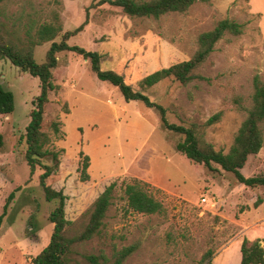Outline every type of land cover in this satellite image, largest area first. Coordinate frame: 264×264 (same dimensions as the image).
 Masks as SVG:
<instances>
[{
  "label": "rangeland",
  "instance_id": "1",
  "mask_svg": "<svg viewBox=\"0 0 264 264\" xmlns=\"http://www.w3.org/2000/svg\"><path fill=\"white\" fill-rule=\"evenodd\" d=\"M87 17L84 30L69 39L71 45L102 54V67L123 74L134 89L162 104L170 122L202 125L223 111L217 123L204 129V136L217 150L229 151L247 115L235 99L250 107L254 77L264 80V0H199L187 12L159 18L132 17L104 0L0 2V27L19 44L35 39L44 24L61 26L53 40L59 42ZM225 18L248 22L247 29L216 45L199 70L205 80L182 84L169 77L141 87L146 75L190 59L200 33ZM53 41L35 46L38 62L46 60ZM57 56L53 81L58 88L49 93L47 112L61 122V134L49 130L48 147L61 153L59 169L48 183L68 196L66 218L73 223L66 236L85 230L97 197L110 183H117L104 227L72 246L71 264H92L90 255L113 264L117 252L130 245L135 251L122 264H208L218 251L213 264H239V237H260L264 247V202L254 207L258 196L264 199V187L251 189L231 172L211 171L188 159L176 148L184 136L165 129L156 109L140 101L127 102L119 88L100 80L81 55L62 51ZM0 84L15 95L12 116L0 113V132L6 137L0 149V216L15 191L0 224V264H32L50 242L54 224L49 215L56 206L46 200L40 184L43 168L31 172L22 145L40 80L9 59H0ZM85 155L90 164L87 181L81 179ZM44 162L52 163L49 158ZM242 172L246 176L264 172V145L249 157ZM134 180L142 181L163 203L164 213L129 209L125 187ZM209 250L212 255L203 259Z\"/></svg>",
  "mask_w": 264,
  "mask_h": 264
},
{
  "label": "trees",
  "instance_id": "2",
  "mask_svg": "<svg viewBox=\"0 0 264 264\" xmlns=\"http://www.w3.org/2000/svg\"><path fill=\"white\" fill-rule=\"evenodd\" d=\"M105 1L121 7L126 14L132 17L159 18L170 12H187L199 0ZM87 24L88 17L76 29L66 31L59 42L53 40L62 31L61 26L44 24L39 28L37 37L29 40L27 44L15 42L0 27V59H9L22 71L29 72L40 80V92L32 101L31 120L26 128V133L22 136V145L25 148V158L31 172L35 173L38 166L43 168V172L39 177L40 184L44 189L46 200L54 201L56 206L49 215L50 221L54 224L50 242L37 256L32 258V264H71L69 255L72 252V246L76 242L93 238L104 227V219L113 203L114 191L117 186L115 181L110 183L97 197L90 211L89 222L79 236H66L67 227L73 223L66 218L65 206L68 196L62 190H56L48 183L49 178L58 171L60 165L59 155L61 152L50 149L48 146L51 143L49 130L59 136L61 134V122L51 117L47 112V106L50 102L49 93L58 88V85L53 81V70L59 64L57 54L62 51H73L88 60L96 76L100 80L118 87L127 102L140 101L146 106L156 109L160 114V120L165 129L184 136V139L177 143L176 148L188 159L204 165L211 171L220 172V169H223L231 172L235 175L238 183L244 184L251 189L264 187V172L253 176H246L242 172L249 157L259 153L264 145V80L259 75H256L253 79L254 91L251 95L250 107L242 104L239 98L235 99V103L238 105L237 108L246 111L247 115L235 134L229 151L217 150L211 142L205 139L204 129L217 123L222 118L223 111L215 113L202 125L197 123L183 125L170 122L167 117V109L162 104L154 102L144 91L134 89L125 80L123 74L112 69H104L102 67V54L78 45H71L68 42L71 37L83 31ZM247 25L248 22H239L230 18L218 21L214 28L200 33L198 48L190 59L174 63L146 75L140 81L141 87L143 89L150 88L169 77H173L182 84H189L194 80H205L206 77L199 70L214 52L216 45L227 35L232 37L242 36L247 29ZM49 41L53 42L47 50L46 60L38 62L35 58V46ZM14 110L15 95L13 91L5 89L0 84V113L4 116H12ZM48 121L50 123L49 128L45 127ZM5 141V134L0 132V149L4 147ZM81 154L83 155V152ZM48 158L52 161L51 164L44 162V159ZM89 165V157L85 155L81 173L83 181H87L90 178L87 171ZM14 195L15 191L8 197L4 212L0 216V224ZM125 195L129 209L134 212L144 214H162L165 212L163 203L151 195L145 188V184L140 180L128 183L125 187ZM263 202V197L258 196L254 202V207L258 208ZM260 240H250L246 237L243 239L241 264H264V247L260 245ZM134 251L135 245L119 250L113 264H122L125 258ZM211 255L212 252L209 250L204 254L203 259ZM88 259L92 264H106L107 262L105 260V262L101 263L96 255H90ZM208 264H212V262L210 261Z\"/></svg>",
  "mask_w": 264,
  "mask_h": 264
},
{
  "label": "crops",
  "instance_id": "3",
  "mask_svg": "<svg viewBox=\"0 0 264 264\" xmlns=\"http://www.w3.org/2000/svg\"><path fill=\"white\" fill-rule=\"evenodd\" d=\"M243 239H244V237H239V239H238V241H237V245H238V246H241V245H242ZM255 239H260V237L255 238ZM255 239H250V240H255ZM221 250H222V249H221ZM218 252H220V251H218ZM218 252H217L216 256L218 255ZM241 253H242V252H241ZM216 256L214 257V259H213V261H212V264H213V262L215 261ZM241 261H242V257H241ZM241 261H240L239 264H241Z\"/></svg>",
  "mask_w": 264,
  "mask_h": 264
},
{
  "label": "built area",
  "instance_id": "4",
  "mask_svg": "<svg viewBox=\"0 0 264 264\" xmlns=\"http://www.w3.org/2000/svg\"><path fill=\"white\" fill-rule=\"evenodd\" d=\"M203 201H206V199H205V198H203Z\"/></svg>",
  "mask_w": 264,
  "mask_h": 264
},
{
  "label": "water",
  "instance_id": "5",
  "mask_svg": "<svg viewBox=\"0 0 264 264\" xmlns=\"http://www.w3.org/2000/svg\"><path fill=\"white\" fill-rule=\"evenodd\" d=\"M260 245L262 246V242H260Z\"/></svg>",
  "mask_w": 264,
  "mask_h": 264
}]
</instances>
